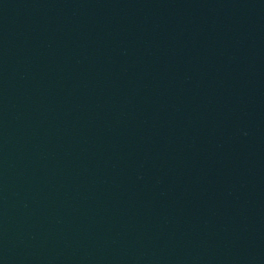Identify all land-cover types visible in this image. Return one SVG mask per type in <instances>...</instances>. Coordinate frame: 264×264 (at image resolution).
<instances>
[{
    "label": "water",
    "instance_id": "water-1",
    "mask_svg": "<svg viewBox=\"0 0 264 264\" xmlns=\"http://www.w3.org/2000/svg\"><path fill=\"white\" fill-rule=\"evenodd\" d=\"M0 264H264V0H0Z\"/></svg>",
    "mask_w": 264,
    "mask_h": 264
}]
</instances>
